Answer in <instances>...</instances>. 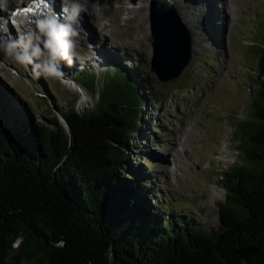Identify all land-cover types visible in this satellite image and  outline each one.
<instances>
[{
	"label": "trees",
	"instance_id": "trees-1",
	"mask_svg": "<svg viewBox=\"0 0 264 264\" xmlns=\"http://www.w3.org/2000/svg\"><path fill=\"white\" fill-rule=\"evenodd\" d=\"M259 51L250 115L234 133L241 160L223 173L225 199L210 232L190 212L155 211L138 167L127 160L142 105L153 96L145 86L146 96L139 94L130 64H113L115 77L100 92L95 72H79L72 80L93 94L94 108L87 99L79 111L45 105V123L0 95V264H264ZM116 72L129 83L117 82ZM128 89L137 104L127 103Z\"/></svg>",
	"mask_w": 264,
	"mask_h": 264
},
{
	"label": "rangeland",
	"instance_id": "rangeland-1",
	"mask_svg": "<svg viewBox=\"0 0 264 264\" xmlns=\"http://www.w3.org/2000/svg\"><path fill=\"white\" fill-rule=\"evenodd\" d=\"M19 1L6 0L14 7ZM94 1L105 9L99 19H91L89 8L83 5L80 13L87 19L86 38H95L96 48L77 39L72 64L58 62L69 83L42 73L36 77L32 64H20L9 55L8 43L23 46V36H15L12 28L13 41L0 38V95L15 111L23 109L34 123H45L49 119L45 105L78 110L87 99L88 109L94 108L93 94L72 80L79 72H95L100 92L115 77L114 65L124 68L130 64L132 77L139 76V94L146 96L145 86L153 96L142 105L127 160L138 167L155 211L165 216L190 212L205 232L216 230L217 206L225 199L220 180L240 163L234 133L237 124L250 115L254 79L262 72L259 49L264 48V0H211V4L209 0H155L171 6L190 33V62L178 78L166 83L148 71L152 0ZM44 39L41 35L37 42L42 50ZM121 81L122 85L129 83L124 74L117 82ZM127 95L129 105L138 103L133 90L128 89Z\"/></svg>",
	"mask_w": 264,
	"mask_h": 264
},
{
	"label": "clouds",
	"instance_id": "clouds-1",
	"mask_svg": "<svg viewBox=\"0 0 264 264\" xmlns=\"http://www.w3.org/2000/svg\"><path fill=\"white\" fill-rule=\"evenodd\" d=\"M65 3L70 4V7L65 9L66 23H59V18L53 15L50 19L39 23V35L34 32L26 34L22 47L15 41L6 46V52L13 56L18 63L33 65L36 77L42 73L47 77L59 79L61 83H69V81L63 79L64 73L60 70L58 62L66 60L69 65L73 62V57L76 55L74 38L79 35L73 24L79 12L83 10L79 0H65ZM41 35L45 38L43 50L38 43H34L40 41ZM99 59L97 57V60Z\"/></svg>",
	"mask_w": 264,
	"mask_h": 264
},
{
	"label": "water",
	"instance_id": "water-1",
	"mask_svg": "<svg viewBox=\"0 0 264 264\" xmlns=\"http://www.w3.org/2000/svg\"><path fill=\"white\" fill-rule=\"evenodd\" d=\"M149 7L152 40L149 70L159 82H170L178 78L190 62V33L171 6L152 0Z\"/></svg>",
	"mask_w": 264,
	"mask_h": 264
},
{
	"label": "bare ground",
	"instance_id": "bare-ground-1",
	"mask_svg": "<svg viewBox=\"0 0 264 264\" xmlns=\"http://www.w3.org/2000/svg\"><path fill=\"white\" fill-rule=\"evenodd\" d=\"M93 0H79V3L80 5H83L85 6V8H89V13H90V18H98L100 17L101 15H103V13L105 12V9L102 7V3L101 5H97L98 2L95 3V1L92 3ZM125 1V0H123ZM21 3V6L18 8V9H21L22 7L26 6V7H34V6H37V2L34 1V0H20L19 1ZM44 2H48V0H44ZM55 5H50L48 4L47 6H45V8L48 9L49 13H45L44 16H37L35 17L30 23H32L30 26H28V28H25L24 30H21L20 34L23 35V43H24V37L26 36V34L28 32H34L36 33L37 35L40 34L39 32V23L45 19H50L53 15L57 16L59 19H58V22L59 23H66L67 21L64 19V17L67 15V13L65 12V9L66 8H69L70 7V4L68 3H65V0H55ZM133 3V2H132ZM92 4V11L90 10V6ZM209 4H211V0H209ZM24 5V6H23ZM34 5V6H33ZM15 6H18L17 4H15ZM69 6V7H68ZM98 6V7H97ZM4 7L9 9V8H12L14 7V4L11 3V4H8L5 0V4H4ZM97 7V8H96ZM38 8H40V6H38ZM46 11V10H45ZM183 15H180V19L183 21V23L186 25V21L184 20V17H182ZM4 13H2V11L0 10V25L2 23V21L4 20ZM91 18V19H92ZM104 18H106V16L104 15ZM103 18V19H104ZM99 19V18H98ZM129 20V19H128ZM87 19L86 17L84 16V14L80 13L79 12V15L76 17V21L75 23L73 24V26L77 29V31L79 32V35L77 37H75L74 39H76V42H77V39L80 40V42L84 43L86 42V44L88 43L90 45V47L92 46V49L96 48V39L95 38H91V36L89 35V38H86V35H87V29H88V24H86L87 22ZM101 21V19L99 20ZM29 23V24H30ZM182 23V22H181ZM188 28H190L188 25H186ZM16 30H18V27L15 28ZM101 29H106V26L103 25ZM99 33H101L100 30H97ZM2 36L3 37H6V40L9 41H13L14 40V31L12 32V28L8 31L7 35L6 33H2V31L0 30V38L2 39ZM16 36V35H15ZM87 40H85V38ZM92 37H94V34H92ZM9 39V40H8ZM83 41H82V40ZM15 40H16V37H15ZM95 40V42H94ZM38 41L34 42V43H37ZM0 43H2V41H0ZM101 45V44H100ZM87 46V45H86ZM83 47V46H82ZM3 48H5V46H3ZM85 51H87V47L84 48Z\"/></svg>",
	"mask_w": 264,
	"mask_h": 264
},
{
	"label": "snow or ice",
	"instance_id": "snow-or-ice-1",
	"mask_svg": "<svg viewBox=\"0 0 264 264\" xmlns=\"http://www.w3.org/2000/svg\"><path fill=\"white\" fill-rule=\"evenodd\" d=\"M22 11L25 12V13H30L32 11V9L31 8H26V9H23ZM18 14H19V12L14 13V15H18Z\"/></svg>",
	"mask_w": 264,
	"mask_h": 264
}]
</instances>
